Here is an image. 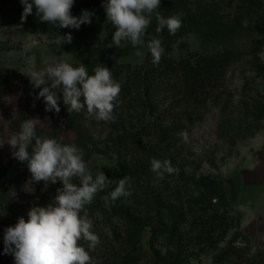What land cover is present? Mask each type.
I'll use <instances>...</instances> for the list:
<instances>
[{
	"label": "rangeland",
	"instance_id": "obj_1",
	"mask_svg": "<svg viewBox=\"0 0 264 264\" xmlns=\"http://www.w3.org/2000/svg\"><path fill=\"white\" fill-rule=\"evenodd\" d=\"M53 1L24 21L0 15V224L23 244L0 264H254L264 254V0L242 12L241 28L172 44L165 63L225 56V73L205 106L163 138L149 128L168 126L174 112L147 77L144 36L126 26L137 21L136 0H105L102 10L86 0L81 12ZM33 95L40 105L26 125L39 148L29 155L10 125ZM59 95L87 105L67 103L61 114ZM27 159L40 165L37 181L23 174L1 194L4 172ZM207 190L222 196L202 204Z\"/></svg>",
	"mask_w": 264,
	"mask_h": 264
},
{
	"label": "trees",
	"instance_id": "obj_2",
	"mask_svg": "<svg viewBox=\"0 0 264 264\" xmlns=\"http://www.w3.org/2000/svg\"><path fill=\"white\" fill-rule=\"evenodd\" d=\"M96 1L99 4L95 7L102 10L104 4H101V2L105 0ZM52 2L56 1L0 0V15L3 14L4 17L8 14L15 21H24L36 16L37 12H47V10L53 9L54 3ZM64 3L63 12H69L72 7L81 12L86 0H65ZM136 3H138L135 9L137 21L129 23L131 27L129 24L126 26H128L130 35L139 34L144 36L143 40H145L144 43L148 49L146 63L150 65L146 72L147 77H155L152 84L153 91H157L158 101L166 100L174 112L173 117H171L172 123L168 126L164 125L161 127L160 125L149 128L150 132L159 138H163L167 135L171 136L173 132L180 129L181 125H179L178 121L181 117H187L190 120L192 114H189V111L194 112L198 108L205 106V97L216 90L217 81L225 73L223 61L224 58L226 59L225 56L219 61L216 58H195L192 61L189 59H179L173 63H165L166 55L170 51L172 44L191 34L203 36L211 27H221L228 25V23L231 26H237L240 24L239 21H242V12L246 14L252 12L251 8H256L258 3L256 0H136ZM226 10L228 12H225ZM35 20L41 21L42 16L36 17ZM239 28H241L240 25ZM114 33L112 34L118 37L119 34L117 32ZM158 61L162 62V64H159ZM4 73L6 72L0 71V85L6 86L7 80ZM147 77H143L141 82L143 83L142 89L144 91L151 88L149 78ZM30 100V97L28 99L25 98L24 103L19 107L18 113L14 117V122L10 125V138L17 139L21 143L26 141V151L29 155L35 153V151L37 152L39 147L33 141V136L38 130L26 125L28 123L27 112L32 105H34L33 111L36 112L41 99L39 96L33 95L32 100ZM53 100L55 104L59 105L61 114L64 115H69L70 113L71 107L66 105L67 103H71L77 107L87 105L82 100L71 96L67 98L66 96L59 95L53 97ZM145 101L150 105L148 102L150 101L149 98H146ZM10 138L8 139L10 140ZM39 168L40 165L36 164L34 159H27L25 164H16L12 169L9 167L4 172L1 180V194L7 190H12L18 181L16 178L21 179L23 174L28 175L33 183L37 181L35 172ZM16 173L18 174L16 175ZM216 191L222 196V191ZM216 191L207 190L201 199V203L210 205L212 200L219 199L220 196L216 194L218 193ZM225 205L226 203L224 202L223 206ZM9 228L8 224H0V256L4 254L5 250L12 248V245H16L14 242H11L13 239L10 238L11 241H8L6 238L5 234L10 232ZM16 247L23 250L22 241ZM234 252V248L228 247L224 250L223 256L228 253L227 257L225 256L228 259L230 254L235 255ZM132 261L128 257L121 258L122 264H133ZM253 263L264 264V254L254 256Z\"/></svg>",
	"mask_w": 264,
	"mask_h": 264
},
{
	"label": "water",
	"instance_id": "obj_3",
	"mask_svg": "<svg viewBox=\"0 0 264 264\" xmlns=\"http://www.w3.org/2000/svg\"><path fill=\"white\" fill-rule=\"evenodd\" d=\"M223 191L228 202H235L237 198V192L232 182L227 181L223 185Z\"/></svg>",
	"mask_w": 264,
	"mask_h": 264
}]
</instances>
